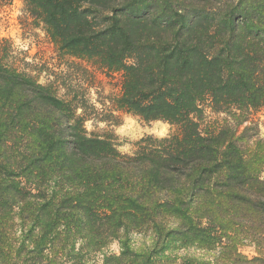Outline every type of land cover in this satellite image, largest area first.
<instances>
[{
	"label": "trees",
	"instance_id": "16d2710c",
	"mask_svg": "<svg viewBox=\"0 0 264 264\" xmlns=\"http://www.w3.org/2000/svg\"><path fill=\"white\" fill-rule=\"evenodd\" d=\"M21 1L120 93L99 110L0 39V264H264V0ZM122 114L175 130L124 154L86 127Z\"/></svg>",
	"mask_w": 264,
	"mask_h": 264
},
{
	"label": "rangeland",
	"instance_id": "374dc122",
	"mask_svg": "<svg viewBox=\"0 0 264 264\" xmlns=\"http://www.w3.org/2000/svg\"><path fill=\"white\" fill-rule=\"evenodd\" d=\"M35 20L26 15L21 0H13L12 4L0 11V39H10L15 50L22 52L35 69L45 71L42 72L41 81L43 83L46 82V76L51 72L57 73L51 75L52 81L60 82L61 76L64 74L68 80L67 83H72V85L80 83L87 87V98L99 110L105 111L104 105L109 107L110 99L120 93L121 78L118 75H106L105 72L90 66L86 62L87 60L62 57L46 34L44 25ZM90 72L94 75L93 78H91ZM85 82L88 83L86 86L83 84ZM207 116L211 121L225 117L224 114L216 115L210 110H207ZM250 117L259 129L258 132H251L254 136L253 140H264V106L258 112L251 113ZM120 119L121 124L118 126L88 121L86 127L90 132L114 134L119 150L124 154H130L134 151V144L146 136L153 135L157 138H163L175 130L170 124L162 121L146 123L140 118L127 114H122ZM144 241L142 236L132 235L130 245L139 250ZM120 249V243L115 242L110 246L109 251L119 253ZM241 252L250 258L257 256L256 247L252 245L241 248Z\"/></svg>",
	"mask_w": 264,
	"mask_h": 264
},
{
	"label": "bare ground",
	"instance_id": "6f19581e",
	"mask_svg": "<svg viewBox=\"0 0 264 264\" xmlns=\"http://www.w3.org/2000/svg\"><path fill=\"white\" fill-rule=\"evenodd\" d=\"M164 131V130H163Z\"/></svg>",
	"mask_w": 264,
	"mask_h": 264
}]
</instances>
